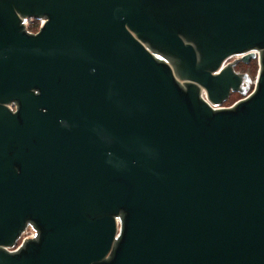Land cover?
<instances>
[{
	"label": "water",
	"instance_id": "water-1",
	"mask_svg": "<svg viewBox=\"0 0 264 264\" xmlns=\"http://www.w3.org/2000/svg\"><path fill=\"white\" fill-rule=\"evenodd\" d=\"M0 264H264V0H0Z\"/></svg>",
	"mask_w": 264,
	"mask_h": 264
},
{
	"label": "rangeland",
	"instance_id": "rangeland-1",
	"mask_svg": "<svg viewBox=\"0 0 264 264\" xmlns=\"http://www.w3.org/2000/svg\"><path fill=\"white\" fill-rule=\"evenodd\" d=\"M238 58H231L228 60L227 63H232L234 60H237ZM258 62L257 59L251 60L248 64H243L241 62H238L237 65L234 67V71L236 73H243L248 76V80L246 83L243 84L244 87V95L238 94V93H232L230 94L227 101H225L221 107H232L235 103L239 102L240 100H243L246 96L248 97L255 88V81L258 73ZM28 230V229H27ZM21 244V241L17 242V246Z\"/></svg>",
	"mask_w": 264,
	"mask_h": 264
},
{
	"label": "built area",
	"instance_id": "built-area-1",
	"mask_svg": "<svg viewBox=\"0 0 264 264\" xmlns=\"http://www.w3.org/2000/svg\"><path fill=\"white\" fill-rule=\"evenodd\" d=\"M43 21L40 20V21H35L33 19H27L23 22V25H24V28L25 30L30 33V34H36L41 25H42ZM36 25V27H35ZM33 27H35L36 29L33 30ZM257 54V53H256ZM258 55V54H257ZM35 235L34 231H32L30 228H28V230L26 229V231L21 235L20 237V240L19 241H24L26 239H30V238H33Z\"/></svg>",
	"mask_w": 264,
	"mask_h": 264
},
{
	"label": "trees",
	"instance_id": "trees-1",
	"mask_svg": "<svg viewBox=\"0 0 264 264\" xmlns=\"http://www.w3.org/2000/svg\"><path fill=\"white\" fill-rule=\"evenodd\" d=\"M35 27H36V25H35ZM35 27H33V30H35V29H36Z\"/></svg>",
	"mask_w": 264,
	"mask_h": 264
},
{
	"label": "flooded vegetation",
	"instance_id": "flooded-vegetation-1",
	"mask_svg": "<svg viewBox=\"0 0 264 264\" xmlns=\"http://www.w3.org/2000/svg\"><path fill=\"white\" fill-rule=\"evenodd\" d=\"M236 65H237V64H236ZM236 65H235V66H236ZM241 74H243V73H241Z\"/></svg>",
	"mask_w": 264,
	"mask_h": 264
}]
</instances>
